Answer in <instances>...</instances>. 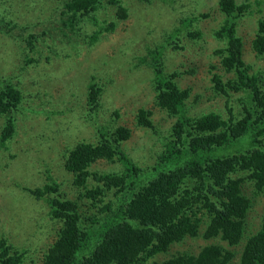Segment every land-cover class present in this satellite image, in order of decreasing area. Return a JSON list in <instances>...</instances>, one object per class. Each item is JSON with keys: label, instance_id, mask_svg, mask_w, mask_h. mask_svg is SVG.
<instances>
[{"label": "trees", "instance_id": "1", "mask_svg": "<svg viewBox=\"0 0 264 264\" xmlns=\"http://www.w3.org/2000/svg\"><path fill=\"white\" fill-rule=\"evenodd\" d=\"M59 1L62 14L70 15L63 22L69 27L28 33L24 40L29 49H33L31 43L36 38L51 36L54 42L57 33L65 32L70 38L78 35L81 25L73 26L74 21L89 16L101 4V0ZM108 1L117 6L120 17L127 16L120 0ZM0 2L20 6L22 0ZM254 3L264 4V0ZM12 6L0 10V35L19 32L22 36L14 20L17 10ZM250 6L248 0H217L222 22L209 31L217 46L212 55L218 57L223 71L222 75L213 73L212 89L227 97L226 106L231 102L226 113L189 114V89L179 87L177 70H165L161 53L166 42L176 40L186 28L190 38L203 37L199 29L195 31L199 35L191 30L197 25L195 21L210 12L181 17L169 32L161 27L166 42L148 49L150 60H141L153 73L152 86L158 92L159 105L173 118L170 126L161 130L144 110L137 116L138 126L163 138L162 147L154 153L156 164L140 166L125 151L122 142L130 136L128 128L100 130L96 143L77 141L64 156V167L74 175L77 198H68L51 178L42 187L26 189L36 199H44L51 218L60 223L55 240L45 251L44 264H264V69L254 70L244 61L243 37L237 30L242 20L248 19L251 25L255 19L251 47L258 57L264 54V17L256 19ZM89 19L97 27L93 14ZM115 23L112 20L109 26ZM103 29L83 37L92 44ZM39 58L33 61L40 64ZM211 68L217 66L211 64ZM225 74L231 76L224 78ZM90 89L89 100L94 101L100 91L92 84ZM235 92H242L236 107L232 99ZM21 98V88L13 85L10 75L0 80V114H6L1 144L16 133L14 112ZM98 159L117 162L118 169L91 171L90 165ZM91 176L96 185L89 183ZM254 203L260 210L257 225L251 227ZM186 238L201 239L197 251L174 248ZM23 257L22 250L0 239V264H21Z\"/></svg>", "mask_w": 264, "mask_h": 264}, {"label": "rangeland", "instance_id": "2", "mask_svg": "<svg viewBox=\"0 0 264 264\" xmlns=\"http://www.w3.org/2000/svg\"><path fill=\"white\" fill-rule=\"evenodd\" d=\"M120 1L127 9L126 17L118 15L115 4L101 0V4L91 10L98 21L94 22L97 27L89 19L92 14L77 17L73 26L80 23L78 35L70 38L65 32L57 33L54 42L51 36L36 38L32 40V50L24 40L28 33L51 27L63 31L69 27L63 22L70 15L62 14L63 5L59 0H22L20 6L8 4L17 10L14 20L23 35L19 32H14L13 36L0 35V80L10 75L13 85L21 88L23 98L14 112L16 133L5 144L0 143V239L5 238L24 252L21 264H44L45 251L55 240L60 225L51 218L45 200L36 199L26 189L42 187L54 180L68 198H77L74 175L63 164L67 150L77 141L96 143L100 130L111 132L122 126L131 131L122 142L125 151L140 166L156 164L154 153L162 147L163 138L138 126L136 121L141 110L161 130L169 127L173 120L159 105L158 92L152 86L153 73L141 61L150 60L148 49L166 42L160 34L161 27L167 33L179 24L181 17L210 12L195 21L197 25L191 30L199 35L195 33L199 29L203 37L190 38L187 28L183 29L176 40L166 42L161 56L165 70H177L179 87L189 89L186 101L189 114L226 113L227 107L232 105L228 101L226 106L227 97L215 94L212 89L213 73L223 74L218 57L212 55L217 46L209 35L210 29L222 22L217 0ZM248 1L256 19L264 17V4ZM8 5L0 2V10ZM112 20L116 23L110 27ZM247 23L248 19L242 20L237 29L243 37L242 58L254 70L264 69V54L258 57L251 47L255 19L251 25ZM20 26L23 28L19 29ZM99 27L104 29L90 44L83 37L84 33L90 34ZM38 57H41L40 64L33 61ZM211 64L217 69H212ZM229 76L225 74L224 78ZM91 84L100 91L94 101L89 100ZM241 95L242 92L232 95L234 107L239 105L235 102ZM5 115L0 114V130ZM90 169L98 173L115 171L118 163L98 159ZM88 181L91 185L97 184L93 176ZM259 210L260 206L254 203L249 216L251 227L258 223ZM201 243L199 238H186L174 248L197 251Z\"/></svg>", "mask_w": 264, "mask_h": 264}]
</instances>
